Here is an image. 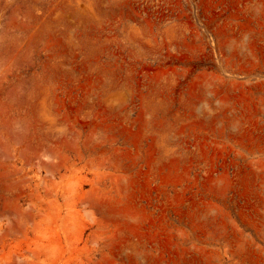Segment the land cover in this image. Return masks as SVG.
Listing matches in <instances>:
<instances>
[{
    "label": "rangeland",
    "instance_id": "obj_1",
    "mask_svg": "<svg viewBox=\"0 0 264 264\" xmlns=\"http://www.w3.org/2000/svg\"><path fill=\"white\" fill-rule=\"evenodd\" d=\"M0 68V264H264V0H0Z\"/></svg>",
    "mask_w": 264,
    "mask_h": 264
},
{
    "label": "bare ground",
    "instance_id": "obj_2",
    "mask_svg": "<svg viewBox=\"0 0 264 264\" xmlns=\"http://www.w3.org/2000/svg\"><path fill=\"white\" fill-rule=\"evenodd\" d=\"M1 69V68H0ZM1 75H2V72H1ZM2 77V76H1ZM1 79V78H0ZM17 135V134H16ZM36 159V158H35Z\"/></svg>",
    "mask_w": 264,
    "mask_h": 264
}]
</instances>
